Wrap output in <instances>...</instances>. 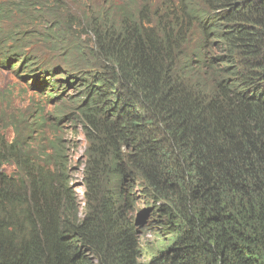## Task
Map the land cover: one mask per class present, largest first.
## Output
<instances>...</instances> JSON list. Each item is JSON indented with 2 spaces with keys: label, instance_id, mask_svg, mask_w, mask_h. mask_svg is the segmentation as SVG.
Wrapping results in <instances>:
<instances>
[{
  "label": "trees",
  "instance_id": "1",
  "mask_svg": "<svg viewBox=\"0 0 264 264\" xmlns=\"http://www.w3.org/2000/svg\"><path fill=\"white\" fill-rule=\"evenodd\" d=\"M113 2L93 71L11 68L87 145L81 197L60 137L0 124V264H264V0Z\"/></svg>",
  "mask_w": 264,
  "mask_h": 264
},
{
  "label": "rangeland",
  "instance_id": "2",
  "mask_svg": "<svg viewBox=\"0 0 264 264\" xmlns=\"http://www.w3.org/2000/svg\"><path fill=\"white\" fill-rule=\"evenodd\" d=\"M110 0H0V57H14L11 66L7 59L0 58V124L11 117L26 118V124L42 132L44 138L60 137L66 144L72 187L83 196V164L87 145L83 135L80 116L69 103L57 107L30 89L21 71H11L19 55L35 58L39 65L51 63L61 65L70 73L83 74L93 71L95 66L88 62L94 55L93 38L89 33L88 14L101 10ZM118 0L113 5L118 6ZM126 3L127 0H121ZM141 6L147 0H131ZM156 1V0H152ZM9 41H12L11 43ZM13 55V56H10ZM30 83V82H29ZM63 94L72 95L70 91ZM66 100V99H65ZM68 116V118H67ZM64 118L60 123L59 118ZM3 121V123L1 122ZM13 139V128H10ZM46 141V140H45ZM35 148V145H32ZM46 143L41 145L45 147ZM146 204L141 201L140 207ZM154 232L148 230L141 237L142 244L153 242ZM147 258L143 257L140 262Z\"/></svg>",
  "mask_w": 264,
  "mask_h": 264
}]
</instances>
